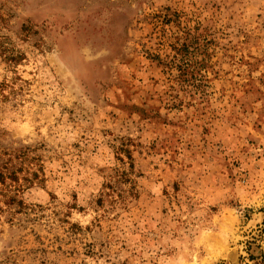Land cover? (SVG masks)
I'll return each instance as SVG.
<instances>
[{
    "label": "rangeland",
    "instance_id": "374dc122",
    "mask_svg": "<svg viewBox=\"0 0 264 264\" xmlns=\"http://www.w3.org/2000/svg\"><path fill=\"white\" fill-rule=\"evenodd\" d=\"M0 264H264V0H0Z\"/></svg>",
    "mask_w": 264,
    "mask_h": 264
}]
</instances>
